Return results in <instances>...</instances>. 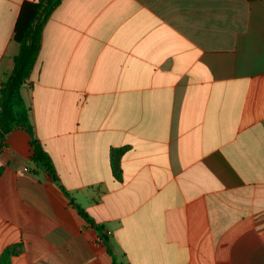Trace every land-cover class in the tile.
Masks as SVG:
<instances>
[{
  "label": "crops",
  "instance_id": "obj_1",
  "mask_svg": "<svg viewBox=\"0 0 264 264\" xmlns=\"http://www.w3.org/2000/svg\"><path fill=\"white\" fill-rule=\"evenodd\" d=\"M0 0V86L22 5ZM0 153L11 264H264V0H63ZM113 149H125L121 179Z\"/></svg>",
  "mask_w": 264,
  "mask_h": 264
},
{
  "label": "trees",
  "instance_id": "obj_2",
  "mask_svg": "<svg viewBox=\"0 0 264 264\" xmlns=\"http://www.w3.org/2000/svg\"><path fill=\"white\" fill-rule=\"evenodd\" d=\"M63 0H40L25 2L20 10L15 26V42L19 44V55L15 66L7 74V79L0 86V153L6 145L8 136L16 130H27L32 135L33 160L44 165L53 175L54 165L49 153L36 139L31 123V109L27 106L22 88L27 85L39 58L45 25ZM125 149H113L112 168L117 179H121L120 160ZM0 169V176L2 174ZM79 214L98 232L99 238L108 246L113 264H118L117 257L109 243L104 229L97 225L90 215L77 206ZM20 252L19 246L8 247L0 256V264H11L12 258Z\"/></svg>",
  "mask_w": 264,
  "mask_h": 264
}]
</instances>
